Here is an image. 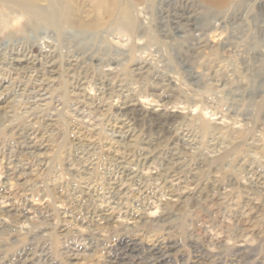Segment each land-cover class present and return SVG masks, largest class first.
I'll use <instances>...</instances> for the list:
<instances>
[{"label":"rangeland","instance_id":"rangeland-1","mask_svg":"<svg viewBox=\"0 0 264 264\" xmlns=\"http://www.w3.org/2000/svg\"><path fill=\"white\" fill-rule=\"evenodd\" d=\"M31 1L0 0V55L7 40L31 33L32 26L41 33L29 41L36 54L48 45L63 49V33L75 34L52 13L59 10L56 0ZM75 1L63 0V14L72 3L96 23L86 31L92 50L105 57L94 63L96 74L137 91L145 115L130 124L154 160L144 174L171 162L181 172L167 181L151 178L145 189L131 181L121 185L118 168L105 155L106 142L119 136L106 124L110 118L76 107L64 79L44 105L33 94H19L15 110L0 121V264H264V189L256 175L238 169L246 160L264 174L248 149L257 142L264 156V0L217 6L212 0H116L111 14L98 0ZM191 1L202 18H183ZM12 9L25 11L13 23ZM129 12L131 30L119 23ZM215 23L219 29L201 30ZM139 66H145L143 74ZM164 108L172 121L157 115ZM42 118L57 120L60 130L50 134L49 155L38 164L12 129ZM196 118L206 132L191 123ZM74 122L102 142L85 148L88 169L71 155ZM214 127L222 128L229 146L209 144ZM187 138L194 141L186 145ZM10 204L15 216L3 212ZM126 244L136 250L126 253L120 247Z\"/></svg>","mask_w":264,"mask_h":264},{"label":"bare ground","instance_id":"bare-ground-1","mask_svg":"<svg viewBox=\"0 0 264 264\" xmlns=\"http://www.w3.org/2000/svg\"><path fill=\"white\" fill-rule=\"evenodd\" d=\"M56 1L59 6V10L52 12L55 14V18L59 16V20L64 25L75 28L76 32L73 35H69V33H67L66 35L65 33H63V39H64V40L62 39L64 41L63 49L58 50L53 46L48 45L46 46L48 48L41 50L37 54L34 53L31 45L29 44V41L33 39L32 37H34L33 40L34 42L40 33L37 32L38 30L34 26H32L33 28H31L32 29L31 33L29 34L25 33L24 36L22 37L20 36L19 38H16L14 40L12 39L7 40V44L4 45V47L2 48L3 53L0 55V121L1 119L8 117L9 113L15 110L16 100L19 94H30V95L33 94L37 98V100L41 101V104L44 105L47 98L58 94V92L61 89L62 80L64 79V82L70 83L68 96L70 100L73 101V104L76 107H78L83 112L91 113V114H99L102 117H108L112 119V120L108 119V122L106 124L108 123L110 124L111 128H113V130H115L119 134L118 137L121 140H117L119 139L117 137V139L106 142L105 155H107V157L109 158L110 164L118 168L121 175V182H122L121 185H123L127 181H131L133 184H136V186L138 185L139 188L145 189V187H148V181L151 178H154L156 180L161 179L163 181L164 180L167 181L166 179L167 177L178 176V174L181 172V167L176 166L177 164H175L174 162H171L165 168L158 169L156 172L151 171L152 174L150 173V175H145L146 173L144 174L143 172L144 169L152 168L154 166L153 165L154 160L152 161V163L150 162L149 153L146 151L145 146H142L141 136L135 133V131L132 129L130 124L131 120L142 119L141 116L145 115L143 114V111L140 110L141 103L137 97V91L135 93L130 88H127L122 81L112 82L109 80L108 76H105V74H96L93 68L94 63L102 62V60H104L105 57H102L101 55L97 54V52H95L97 49L95 51L92 50L94 44L93 45L89 44L90 43L89 41H91L90 38L91 34L87 35L88 32H86L87 29L93 30L95 28H98L96 23L95 22L93 23V21L86 20L84 16H82L79 13L80 11L78 7H76V5L74 6L72 3L69 9L66 10V12L64 13L66 14V16H64L63 14L64 10L62 9L63 0H56ZM72 1L76 2L75 0ZM212 1L214 4L211 3V5L217 6V5H222V3L226 0H212ZM98 2H99L98 4L101 6L100 7L101 10L105 14L107 13L111 14L113 8H115L116 6L115 4H117L116 0H98ZM196 2L199 3V1L197 0ZM194 5H195L194 1L193 2L191 1V3H187L186 8L184 9L183 18H188V20L192 19L193 21V18L200 19L204 16L203 12H195V9L193 7ZM12 10H15L14 12H17L16 13L17 15L13 13L15 15V18H13L12 23L13 21L14 22L19 21L21 19V16L24 15L25 12L24 10L22 11L21 9H12ZM261 11H263V9ZM189 12L191 13L189 15H186ZM39 14L42 13H38V12L34 13L35 18L37 20L42 18V16H38ZM4 15L5 14L0 11V16H4ZM123 18L124 19H122V21L119 23L124 24V22L126 21L125 28L127 30H131V27L134 24V15L129 12L126 13ZM191 26L193 27L192 29L194 30L196 29V27H198L199 29V25L197 26V24H192ZM210 29L217 30L219 29V27L215 23V24H209V29L207 26L205 27V29L201 28V30H210ZM13 34L15 33L13 32L8 33V35H13ZM67 37L69 38V40L67 39ZM75 39H77V41ZM105 55L107 54L105 53ZM145 66L137 67L140 70L141 74L145 72V70H143ZM257 75L259 74L257 73ZM65 77H67V79H65ZM87 81L95 85L94 93L87 90V88L84 86L85 82ZM140 96H142V93H140ZM115 97H119V102L118 103L114 102L115 103L114 104L112 102V99L113 98L116 99ZM111 110H115L117 112L115 116L110 117ZM167 110L168 109L164 108L161 110V114L158 113L157 115L160 118H164L162 119L164 121L167 122L172 121L174 118L172 116L170 117L167 116V114L169 113L167 112ZM153 112L155 113V111ZM163 115H165L166 117H163ZM191 123H193L194 127L200 132L201 131L206 132V130L209 128L208 126L199 123L197 118L194 119ZM72 126L73 127H71L70 129L71 130L70 133L72 134L71 143L73 145V150L71 155L73 157V160L76 162V164L84 166L85 168L88 169L90 166L87 165L85 166L86 162H84L87 161L85 158L86 155L85 148L87 147L94 148L97 144H99L100 141L97 142L93 140L90 135V133L93 132L89 133L86 130L82 129L79 123L74 122ZM16 129L14 128L12 129L16 141L20 142V144H22L25 147L24 149L27 150V153L29 152L32 154V156L35 158V161L38 162V164H41L42 162L46 161L47 159L46 157L49 155L50 134L54 133L55 131H59L60 126H59V122H57V120L53 118H49V119L42 118L39 120L38 124L29 123L28 126L24 124L22 126H19L17 130ZM224 135L225 132L222 130V128L219 127L212 128L211 140L209 144L212 147H218L222 149L224 147H227V145L230 143L224 140ZM193 139L194 138L188 140L187 138L184 139L183 141L186 143V145H190V143L194 141ZM260 147L261 144H258L257 142H252L250 144V148L248 149L250 152L249 155L256 157L262 168L264 166V156L261 154L262 152ZM245 162L246 160L244 162H241V164H239L238 169L240 168L246 173L256 175V177L258 178L259 185L264 189V174L259 173V168L255 169L251 164L247 165ZM12 204H10L9 205L10 207L6 208L3 211L6 216L8 213L15 211V207H13L14 205ZM103 205L104 206L102 210L101 209L100 210L103 212L104 217L110 218V214H112L111 209L107 205L105 204ZM33 206L34 205L32 204L30 206V209ZM13 215L15 216L16 212L10 214V216ZM120 247H122L126 253L132 252L134 249L136 250V248H134L136 247V245L131 246V244H126ZM154 250L157 251L158 257L163 258L165 256L163 247L157 246L154 248Z\"/></svg>","mask_w":264,"mask_h":264}]
</instances>
